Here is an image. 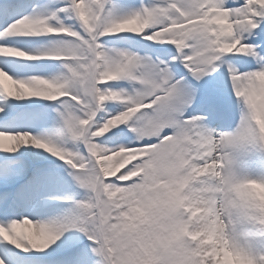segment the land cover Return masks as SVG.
Instances as JSON below:
<instances>
[{
  "label": "snow or ice",
  "instance_id": "6c2138e0",
  "mask_svg": "<svg viewBox=\"0 0 264 264\" xmlns=\"http://www.w3.org/2000/svg\"><path fill=\"white\" fill-rule=\"evenodd\" d=\"M0 264H264V0H0Z\"/></svg>",
  "mask_w": 264,
  "mask_h": 264
},
{
  "label": "rangeland",
  "instance_id": "374dc122",
  "mask_svg": "<svg viewBox=\"0 0 264 264\" xmlns=\"http://www.w3.org/2000/svg\"><path fill=\"white\" fill-rule=\"evenodd\" d=\"M22 151H23V150H22ZM34 151H36V150L34 149ZM57 163H62V162H57ZM30 228H31V226H30V225H27V226H25L24 229H22V230H30ZM9 247H11V246H9Z\"/></svg>",
  "mask_w": 264,
  "mask_h": 264
},
{
  "label": "bare ground",
  "instance_id": "6f19581e",
  "mask_svg": "<svg viewBox=\"0 0 264 264\" xmlns=\"http://www.w3.org/2000/svg\"><path fill=\"white\" fill-rule=\"evenodd\" d=\"M32 151H34V149Z\"/></svg>",
  "mask_w": 264,
  "mask_h": 264
}]
</instances>
